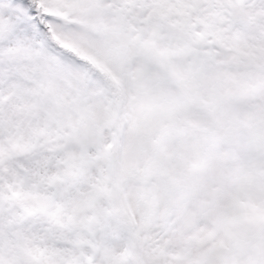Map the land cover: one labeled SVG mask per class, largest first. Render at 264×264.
Returning <instances> with one entry per match:
<instances>
[{
    "label": "snow or ice",
    "instance_id": "snow-or-ice-1",
    "mask_svg": "<svg viewBox=\"0 0 264 264\" xmlns=\"http://www.w3.org/2000/svg\"><path fill=\"white\" fill-rule=\"evenodd\" d=\"M0 264H264V0H0Z\"/></svg>",
    "mask_w": 264,
    "mask_h": 264
}]
</instances>
